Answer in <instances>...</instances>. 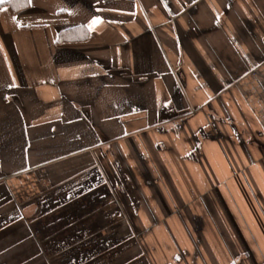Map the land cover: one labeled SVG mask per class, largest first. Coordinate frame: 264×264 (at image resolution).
<instances>
[{"label":"crops","instance_id":"0c3cea01","mask_svg":"<svg viewBox=\"0 0 264 264\" xmlns=\"http://www.w3.org/2000/svg\"><path fill=\"white\" fill-rule=\"evenodd\" d=\"M156 212L192 229L176 264H264V0L0 7V264H37L41 240L70 264L115 213Z\"/></svg>","mask_w":264,"mask_h":264},{"label":"rangeland","instance_id":"374dc122","mask_svg":"<svg viewBox=\"0 0 264 264\" xmlns=\"http://www.w3.org/2000/svg\"><path fill=\"white\" fill-rule=\"evenodd\" d=\"M106 167H109V165H106ZM115 167L116 166L114 165L113 168ZM152 171L154 174H157V170L152 169ZM91 173H93L91 177L95 178L96 173L94 171ZM98 178L101 179V176H98ZM96 182V195L99 197V203L103 204L106 201V199L102 198L103 194H105L104 187L106 188V186H101L102 183H100L99 180H96ZM103 182L105 184L108 183V181ZM14 183L13 184L18 187H15V191L17 192V190H20L23 195L19 200L27 199L26 201L32 205L36 204V198H40L39 196L37 197V195L43 192L46 188L44 184H41V182L38 183L29 176L15 180ZM92 186H94V179L91 181V187ZM98 187H100L101 190H97ZM30 197L31 200H28ZM71 198L73 197H68L64 203L68 204V201ZM39 200L41 201V199ZM84 203L94 204V196L91 195L89 199L86 198ZM106 203L111 202L106 201ZM51 206L54 207L53 205ZM160 216V213L156 212V216H154V213H151L148 221V225L151 226L143 228L137 226L135 221H133L134 227H128L126 225L121 226L123 221L121 220V217L115 213L112 216L111 227L98 229V233H103V236L93 239L91 238L93 236L89 229L86 231L87 237L85 238V241L82 240L83 245H81L80 242L69 245L71 248V252L69 253L70 264H176V260L172 257V254H177V257H179L178 253H180V249L176 246L178 245V242H181L184 251H189L190 246L194 245L191 236L189 235L192 229L184 226L183 228L179 226L168 228V224L162 222V219H158ZM119 224L120 226L117 228L116 226ZM170 225H173L172 221H170ZM60 230L62 229L55 228V226L51 225L48 229L43 230V234L46 235L47 233V235L55 236ZM107 232L112 234L106 235ZM79 244L81 247L78 250L79 253H77L75 250H77L76 246ZM51 246L58 247L59 245H46L42 240L37 244V252H39V254L43 253L45 257V259H41L40 257L37 264H60V259L55 260V257H62V253L48 254ZM66 247H68L67 244L60 248H55V250H57L56 253L60 249H63L64 251L67 250ZM4 248L3 245L0 247V250L8 251ZM72 251H75V254ZM12 253L16 252L14 251ZM51 256L54 257V260L51 259Z\"/></svg>","mask_w":264,"mask_h":264},{"label":"trees","instance_id":"16d2710c","mask_svg":"<svg viewBox=\"0 0 264 264\" xmlns=\"http://www.w3.org/2000/svg\"><path fill=\"white\" fill-rule=\"evenodd\" d=\"M10 6L14 11H20L22 9H25L29 6V0H7V1H1L0 0V7L2 6ZM79 29H82V28H79ZM74 31V29H73ZM69 33H71L70 31L69 32H65L64 34L65 35H62L60 34L59 35V42L60 40L63 39L64 36L68 35Z\"/></svg>","mask_w":264,"mask_h":264},{"label":"snow or ice","instance_id":"6c2138e0","mask_svg":"<svg viewBox=\"0 0 264 264\" xmlns=\"http://www.w3.org/2000/svg\"><path fill=\"white\" fill-rule=\"evenodd\" d=\"M97 22H99V18L98 17L93 18L92 24H96Z\"/></svg>","mask_w":264,"mask_h":264}]
</instances>
